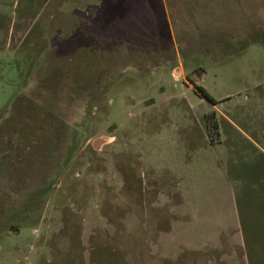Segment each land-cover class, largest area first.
I'll return each mask as SVG.
<instances>
[{
    "label": "rangeland",
    "instance_id": "374dc122",
    "mask_svg": "<svg viewBox=\"0 0 264 264\" xmlns=\"http://www.w3.org/2000/svg\"><path fill=\"white\" fill-rule=\"evenodd\" d=\"M0 264H264V0H0Z\"/></svg>",
    "mask_w": 264,
    "mask_h": 264
},
{
    "label": "water",
    "instance_id": "95a60500",
    "mask_svg": "<svg viewBox=\"0 0 264 264\" xmlns=\"http://www.w3.org/2000/svg\"><path fill=\"white\" fill-rule=\"evenodd\" d=\"M105 139H106L105 136L97 137V138L93 141L94 146H95V147H98L99 144L102 143Z\"/></svg>",
    "mask_w": 264,
    "mask_h": 264
},
{
    "label": "trees",
    "instance_id": "16d2710c",
    "mask_svg": "<svg viewBox=\"0 0 264 264\" xmlns=\"http://www.w3.org/2000/svg\"><path fill=\"white\" fill-rule=\"evenodd\" d=\"M202 88V90L204 91V93H206V94H208L207 93V91L203 88V87H201ZM216 125H214V127H215Z\"/></svg>",
    "mask_w": 264,
    "mask_h": 264
},
{
    "label": "crops",
    "instance_id": "0c3cea01",
    "mask_svg": "<svg viewBox=\"0 0 264 264\" xmlns=\"http://www.w3.org/2000/svg\"><path fill=\"white\" fill-rule=\"evenodd\" d=\"M231 168H232V166H231ZM234 168H235V165H234ZM233 169V168H232ZM238 175V174H237ZM247 189V187L244 189V190H246Z\"/></svg>",
    "mask_w": 264,
    "mask_h": 264
}]
</instances>
